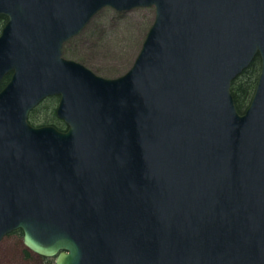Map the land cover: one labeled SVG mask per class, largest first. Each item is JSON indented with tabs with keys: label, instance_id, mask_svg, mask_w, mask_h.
<instances>
[{
	"label": "water",
	"instance_id": "water-1",
	"mask_svg": "<svg viewBox=\"0 0 264 264\" xmlns=\"http://www.w3.org/2000/svg\"><path fill=\"white\" fill-rule=\"evenodd\" d=\"M153 6L132 65L62 56L101 8ZM0 240L55 264H264V0H0ZM258 56L250 102L232 81ZM58 96L66 124L28 115Z\"/></svg>",
	"mask_w": 264,
	"mask_h": 264
},
{
	"label": "rangeland",
	"instance_id": "rangeland-1",
	"mask_svg": "<svg viewBox=\"0 0 264 264\" xmlns=\"http://www.w3.org/2000/svg\"><path fill=\"white\" fill-rule=\"evenodd\" d=\"M154 19L153 6L118 11L110 6L98 10L76 35L68 39L62 55L83 64L95 74L117 77L128 70ZM57 97L44 99L31 111L33 125L56 124ZM22 242V232L7 234L0 241V264H48Z\"/></svg>",
	"mask_w": 264,
	"mask_h": 264
},
{
	"label": "trees",
	"instance_id": "trees-1",
	"mask_svg": "<svg viewBox=\"0 0 264 264\" xmlns=\"http://www.w3.org/2000/svg\"><path fill=\"white\" fill-rule=\"evenodd\" d=\"M5 21H6V17L4 15H0V30L3 24L5 23ZM259 70H260V60L259 57L256 56L249 64V66L246 67L231 83V92L239 112H242L250 102L259 75ZM9 77H10V73L3 78L0 86H2L9 79ZM52 97L53 96L49 98L52 99ZM30 117L31 115H29V120ZM53 118L55 121H57V123L56 124L54 123V125L57 126L59 129H63L65 127L64 122L56 117L55 112H53ZM16 231H20V230H15L13 232Z\"/></svg>",
	"mask_w": 264,
	"mask_h": 264
},
{
	"label": "flooded vegetation",
	"instance_id": "flooded-vegetation-1",
	"mask_svg": "<svg viewBox=\"0 0 264 264\" xmlns=\"http://www.w3.org/2000/svg\"><path fill=\"white\" fill-rule=\"evenodd\" d=\"M49 97H51V96H49ZM49 97H46V98H49ZM53 97H57V102H58V96H53ZM46 98H45V99H46ZM43 100H44V99H43ZM43 100H42V101H43ZM42 101H41V102H42ZM56 105H57V103H56ZM55 108H56V106H55ZM34 109H35V108H34ZM34 109H33V110H34ZM55 115H56V114H55ZM36 255L39 256L40 258H42L43 261H47L48 259L51 260L50 263H48V264H55V263H54V258L44 257V256H41V255H38V254H36ZM43 263H44V262H43ZM45 264H46V263H45Z\"/></svg>",
	"mask_w": 264,
	"mask_h": 264
}]
</instances>
